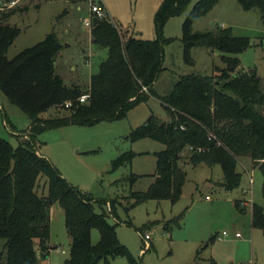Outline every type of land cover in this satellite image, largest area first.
Listing matches in <instances>:
<instances>
[{
    "label": "trees",
    "instance_id": "trees-1",
    "mask_svg": "<svg viewBox=\"0 0 264 264\" xmlns=\"http://www.w3.org/2000/svg\"><path fill=\"white\" fill-rule=\"evenodd\" d=\"M14 1L2 0L0 4V91L31 122L27 131L18 134V146L0 136V240H4L6 264H38V252L47 255L51 248L50 209L55 203L64 210L71 236L65 264H99L102 260L110 264V258L119 256L127 257L130 264H143L120 242L116 225L109 222L107 213L96 210L95 203L104 206L109 201L95 200L70 184L57 166L39 154L35 139L51 128L126 118L132 108L151 96L161 98L169 119L151 115L130 137L134 141L150 138L162 142L165 148L156 152L155 180L148 190L132 192L134 204L149 199L175 203L181 198L187 172L180 161L187 149L188 161L193 165L221 167L220 186L228 191L241 184L240 158L250 157L263 174L264 197L263 80L255 68L237 71L238 55L251 41L235 36L231 27L220 25L193 31L194 22L220 0H198L193 5L183 24L181 40L187 64H194L193 48L202 46L222 52L226 66L218 67L213 75L181 76L164 96L154 88L164 69L165 44L172 41L163 36V28L171 17L184 14L193 0H162L154 18L157 37L152 40L126 37L109 18L100 19L92 28V41L107 48L108 53L86 88L68 85L56 72L63 44L54 33L11 59L7 56L22 32L8 20L18 10L28 9L9 6ZM237 1L245 10L258 9L264 23V0ZM84 94L88 98L81 101ZM68 101L71 104L66 107ZM60 106L68 112L47 118L41 115ZM135 155L122 153L112 161L113 168L131 161ZM131 179L135 181L137 176ZM110 204L114 206L115 201ZM236 205L244 210L240 202L236 201ZM252 225L264 233V207L257 203L252 205ZM94 228L100 234L95 244Z\"/></svg>",
    "mask_w": 264,
    "mask_h": 264
},
{
    "label": "rangeland",
    "instance_id": "rangeland-1",
    "mask_svg": "<svg viewBox=\"0 0 264 264\" xmlns=\"http://www.w3.org/2000/svg\"><path fill=\"white\" fill-rule=\"evenodd\" d=\"M197 1L193 0L184 14L171 17L164 25L163 36L172 41L165 44L164 69L154 85L161 96L170 93L181 76L213 75L218 67L226 66L222 52L202 46L192 50L193 65L185 62L181 40L183 24ZM100 2L106 11L104 18L118 25L124 36L134 35L145 40L157 37L154 18L162 0ZM16 5L28 9L18 10L8 20L22 32L9 47L7 56L11 59L54 33L63 44L56 72L68 85L89 86L91 76L99 72L108 53L107 48L93 43L94 25L89 27L84 22L91 14L89 0H22ZM217 25L231 27L235 36L250 39L251 45L238 55L237 71L255 68L264 87V23L260 11L256 8L245 10L237 0H220L194 22L193 31H207ZM73 65L76 68L73 69ZM70 104L68 101L66 107ZM67 112L60 106L41 115L47 118ZM151 115L169 119L158 96L138 104L123 119L47 129L36 137V145L70 184L95 200L109 201L104 206L95 203L96 210L107 213L109 222L116 225L120 242L143 264H264V233L252 225L251 219L253 203L264 207L263 174L248 156L241 157L238 163L242 173L240 186L228 191L214 183L223 180L221 167L193 165L188 161L187 149L180 161L187 172L181 198L175 203L168 199H149L134 204L132 192L148 190L155 180L156 152L165 148L162 142L150 138L134 141L130 137L131 132ZM30 122L29 117L0 91V136L18 146V134L27 131ZM126 152L136 155L114 169L112 161ZM133 175L137 176L135 181L131 179ZM238 198H242L243 204L247 203V211L236 207ZM111 201H115V211ZM50 219L51 248L47 255L38 252V264H65L70 254L71 236L59 203L51 207ZM224 231L228 232L227 236L222 235ZM238 231L242 232L241 238L236 237ZM146 233L152 236L148 241H145ZM99 238V230L94 228L93 243ZM3 244L4 240H0V264H6ZM99 264H105L104 260ZM110 264L130 262L127 257L119 256L110 258Z\"/></svg>",
    "mask_w": 264,
    "mask_h": 264
},
{
    "label": "built area",
    "instance_id": "built-area-1",
    "mask_svg": "<svg viewBox=\"0 0 264 264\" xmlns=\"http://www.w3.org/2000/svg\"><path fill=\"white\" fill-rule=\"evenodd\" d=\"M89 4H90V16L85 17L84 18V22L89 26L92 27L93 26V18L97 17L100 19L104 18L106 16V11L105 8L103 6V4L100 2V0H89ZM88 98V95L82 96L81 97V101H84ZM251 183H253V179L251 178ZM224 236L228 235L227 231H224L222 233ZM239 236L241 235L240 233L238 234ZM145 241H148L152 238L150 233H146L145 235Z\"/></svg>",
    "mask_w": 264,
    "mask_h": 264
},
{
    "label": "crops",
    "instance_id": "crops-1",
    "mask_svg": "<svg viewBox=\"0 0 264 264\" xmlns=\"http://www.w3.org/2000/svg\"><path fill=\"white\" fill-rule=\"evenodd\" d=\"M21 1H22V0H16V1L12 2L9 6H14V5L20 3ZM0 4H1V2H0ZM79 9H81V7H79ZM72 68L74 69V68H76V66L73 65ZM38 152H39V154H41V155L44 156V154H42L40 151H38ZM45 157H46V156H45ZM252 164H253V161H252ZM214 183L216 184V186H217L218 188H221V189H222V187L220 186V181H219V182H214ZM241 199H242V198H238L236 201L240 202ZM236 201H235V205H236ZM248 201H249V200H248ZM240 204H241V208L244 207V210L247 211V209H248V206H246L247 203H246V205H245V204H243L242 202H240ZM236 207H237V205H236ZM246 207H247V208H246ZM251 212H252V209H251ZM251 219H252V214H251ZM239 233L241 234L240 236L238 235ZM222 235H223V234H222ZM223 236H224V235H223ZM236 237L241 238V237H242V232H241V231L236 232ZM218 238H222V237H221V236H218ZM49 242H50V241H49Z\"/></svg>",
    "mask_w": 264,
    "mask_h": 264
},
{
    "label": "water",
    "instance_id": "water-1",
    "mask_svg": "<svg viewBox=\"0 0 264 264\" xmlns=\"http://www.w3.org/2000/svg\"><path fill=\"white\" fill-rule=\"evenodd\" d=\"M99 22V18L94 17L93 18V25L95 26Z\"/></svg>",
    "mask_w": 264,
    "mask_h": 264
}]
</instances>
